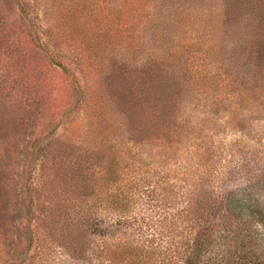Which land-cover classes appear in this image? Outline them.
I'll list each match as a JSON object with an SVG mask.
<instances>
[{"label":"rangeland","instance_id":"1","mask_svg":"<svg viewBox=\"0 0 264 264\" xmlns=\"http://www.w3.org/2000/svg\"><path fill=\"white\" fill-rule=\"evenodd\" d=\"M223 1L0 0V264H108L75 217L113 168L164 250L198 175L264 231V2Z\"/></svg>","mask_w":264,"mask_h":264},{"label":"trees","instance_id":"2","mask_svg":"<svg viewBox=\"0 0 264 264\" xmlns=\"http://www.w3.org/2000/svg\"><path fill=\"white\" fill-rule=\"evenodd\" d=\"M251 19L252 26L256 27L257 21ZM248 24L250 26L251 23ZM258 40L261 45L256 46L253 55L259 60L264 56V35L259 36ZM169 54L165 56L166 62ZM192 178L194 190L189 189L187 207L179 212L182 231L172 237L178 245L175 250H164L163 246L153 244L151 239L143 237L142 227L133 226L125 218L126 194L119 195L116 190L109 194L102 192L107 184L116 180L114 168L105 179V184H96L85 177L84 196L88 203L84 209H76L79 217L75 218L80 225L89 222L87 231L95 237L100 236L101 249L106 254L108 264H264L263 229L254 224L234 221L232 211L227 207L228 195L215 193L211 188L205 189L208 187L205 177L198 175ZM100 205L104 207L100 209ZM104 212H112L113 217L107 219ZM258 215L261 216L262 212L258 211ZM185 220L190 221L185 223ZM170 229L174 227L167 230ZM66 235L67 238L71 237L70 244H75L82 233L70 228ZM183 239L187 246L179 244ZM40 251L30 255L28 261L33 257L43 263L44 250Z\"/></svg>","mask_w":264,"mask_h":264}]
</instances>
